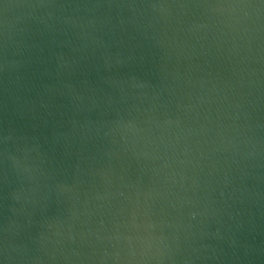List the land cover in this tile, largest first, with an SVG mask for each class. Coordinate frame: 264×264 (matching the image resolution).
Here are the masks:
<instances>
[{
    "label": "water",
    "instance_id": "obj_1",
    "mask_svg": "<svg viewBox=\"0 0 264 264\" xmlns=\"http://www.w3.org/2000/svg\"><path fill=\"white\" fill-rule=\"evenodd\" d=\"M0 264H264V0H0Z\"/></svg>",
    "mask_w": 264,
    "mask_h": 264
}]
</instances>
